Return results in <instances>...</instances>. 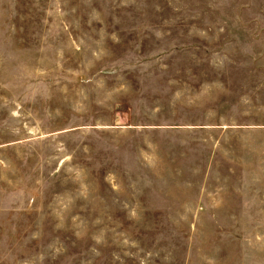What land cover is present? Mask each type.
Wrapping results in <instances>:
<instances>
[{"label":"rangeland","instance_id":"1","mask_svg":"<svg viewBox=\"0 0 264 264\" xmlns=\"http://www.w3.org/2000/svg\"><path fill=\"white\" fill-rule=\"evenodd\" d=\"M0 264H264V0H0Z\"/></svg>","mask_w":264,"mask_h":264}]
</instances>
